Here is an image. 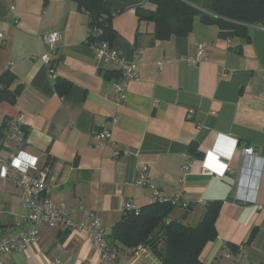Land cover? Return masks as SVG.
Wrapping results in <instances>:
<instances>
[{"label":"crops","instance_id":"obj_1","mask_svg":"<svg viewBox=\"0 0 264 264\" xmlns=\"http://www.w3.org/2000/svg\"><path fill=\"white\" fill-rule=\"evenodd\" d=\"M185 1L206 14L212 3ZM105 2L118 12L111 22V47L136 62L139 75L120 105L113 99L118 68L97 62L86 44L89 17L74 0H0V75L11 72V89L21 87L13 102H0V166L18 149L36 156L39 165H49L52 201L97 212L107 241L125 204L150 203L152 188L136 184L145 170L154 189L189 203L188 211L175 208L171 220L185 216V223L194 226L207 203L222 202L216 238L203 247L202 263L262 264L264 19L247 27L248 40L224 38L219 26L203 23L199 15L187 36L155 39L153 23L142 18L155 10L150 0ZM54 31L61 39L52 79L41 57L47 52L42 37ZM199 44L203 56L197 55ZM187 57L198 63L189 65ZM163 61L171 62L158 66ZM16 115L24 117L20 147L5 128V121ZM98 132L110 133L106 146L95 141ZM248 147H258L253 153L259 160L244 159L242 150ZM224 164L227 170L218 173ZM26 216L13 180L0 177V236ZM114 248L116 264H161L147 249ZM55 261L103 264L85 233L47 227L28 253L0 257V264Z\"/></svg>","mask_w":264,"mask_h":264},{"label":"built area","instance_id":"obj_2","mask_svg":"<svg viewBox=\"0 0 264 264\" xmlns=\"http://www.w3.org/2000/svg\"><path fill=\"white\" fill-rule=\"evenodd\" d=\"M14 6L8 9V15L12 16ZM118 13H111L112 20ZM108 17H100L96 22H90L87 28L86 44L93 50L97 62L106 64L114 63L118 68V75L113 81V99L117 105L122 104L125 99L128 84L132 81H138L137 63L128 62L123 59L111 44L102 39L105 29L109 26ZM3 34H0V43L2 44ZM61 39L58 31L43 35L42 40L46 46L47 52L41 57V60L49 68L50 77L54 79V63L52 62L57 54V45ZM197 55L203 56L204 45L199 44ZM139 58L141 52H137ZM171 61L159 62L158 66ZM186 62L189 65H196L198 61L193 57H187ZM115 121V119H114ZM5 128L8 139L14 142L18 147L25 143L24 117L16 115L5 121ZM111 135L109 132H98L94 135L95 141L100 146H106ZM244 159L259 158L253 153V149L248 147L242 150ZM227 170V164H224L218 173H224ZM50 172L49 165H39V159L36 156L27 154L23 149H18L11 154L8 159L1 161L0 177L2 179L10 178L20 191V201L22 207L27 211L24 219L18 220L12 229L7 230L3 236H0V257L5 254L23 251L29 252V248L36 245L41 229L43 227L59 229L65 233H85L91 243L95 246L100 255L103 264H116L113 258L115 248L107 241V236L102 228L100 218L95 211H90L82 206L72 207L65 203H55L48 195L47 178ZM136 184L138 186H147L152 188L153 194L149 204L152 203H170L171 205L187 206V202L180 196L169 197L154 189L147 177L146 171H141L138 175ZM138 208L133 204H125L122 211H135ZM80 216V220H75V215ZM136 252L145 251V248L137 246ZM228 256V255H226ZM54 264H62L55 261ZM264 264V262L262 263Z\"/></svg>","mask_w":264,"mask_h":264},{"label":"trees","instance_id":"obj_3","mask_svg":"<svg viewBox=\"0 0 264 264\" xmlns=\"http://www.w3.org/2000/svg\"><path fill=\"white\" fill-rule=\"evenodd\" d=\"M79 9L85 12L90 22L107 16L109 26L102 39L110 44L113 38L111 28V10L105 0H74ZM154 11L142 16L154 25L155 39H165L171 35L187 36L194 17L199 15L205 24H215L224 38L240 36L248 40L247 27L264 19V0H212L208 14L193 8L185 0H150ZM89 26V25H88ZM14 75L7 71L0 75V102H13L21 87L12 90ZM194 157H198L195 148H191ZM222 206L221 201H212L205 205L200 221L190 226L185 216L180 221L170 219L175 208L188 211L186 207L170 203H152L138 208V212L124 211L113 225L108 236L111 246L120 244L129 249L141 246L156 256L161 264H204L199 260L203 247L216 238L215 220ZM253 234L250 235L251 239ZM235 250L231 245H227Z\"/></svg>","mask_w":264,"mask_h":264},{"label":"water","instance_id":"obj_4","mask_svg":"<svg viewBox=\"0 0 264 264\" xmlns=\"http://www.w3.org/2000/svg\"><path fill=\"white\" fill-rule=\"evenodd\" d=\"M257 150H259L258 147H253V152H257ZM263 154H264V151H262L261 156H263Z\"/></svg>","mask_w":264,"mask_h":264},{"label":"rangeland","instance_id":"obj_5","mask_svg":"<svg viewBox=\"0 0 264 264\" xmlns=\"http://www.w3.org/2000/svg\"><path fill=\"white\" fill-rule=\"evenodd\" d=\"M115 261V260H114ZM116 263V262H115Z\"/></svg>","mask_w":264,"mask_h":264}]
</instances>
